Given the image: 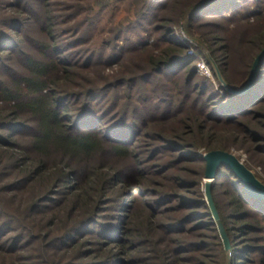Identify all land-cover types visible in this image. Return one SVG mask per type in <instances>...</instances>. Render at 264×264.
I'll use <instances>...</instances> for the list:
<instances>
[{"label": "trees", "instance_id": "trees-1", "mask_svg": "<svg viewBox=\"0 0 264 264\" xmlns=\"http://www.w3.org/2000/svg\"><path fill=\"white\" fill-rule=\"evenodd\" d=\"M168 1L143 0L134 18L111 23L101 42L92 39L97 0L0 1V264L264 261V197L218 167L215 178L223 180L212 183V194L231 238L225 248L200 187L204 161L198 163L199 146L226 147L202 132L205 125H234L260 140L264 153V62L246 92L222 84V92L211 91L171 35L172 18L157 13ZM198 14L204 23L239 25L264 17V0H193L184 15L188 29ZM157 18L163 22L154 24ZM219 37L211 33L207 41ZM245 41L260 49L264 29ZM223 48L210 49L220 66ZM142 50L150 53L139 71L103 72ZM228 67L221 66L225 80L239 88L250 63L238 79ZM168 120L179 128L193 120L196 141L178 128L168 134Z\"/></svg>", "mask_w": 264, "mask_h": 264}, {"label": "rangeland", "instance_id": "rangeland-1", "mask_svg": "<svg viewBox=\"0 0 264 264\" xmlns=\"http://www.w3.org/2000/svg\"><path fill=\"white\" fill-rule=\"evenodd\" d=\"M92 1H96V0H92ZM97 1H98L97 3H94L93 10L90 12L91 14L94 13L93 16L96 21V24L94 25V35L92 39L95 38L96 41L98 40L100 42L104 36L109 35L108 29L111 27V23L117 21H118L117 25H120L119 23H126L129 19L134 18L136 11L139 10L143 4V0H97ZM192 1L193 0H177V1L169 0L163 8L160 6L159 8H157L158 10L157 13L160 16V18L161 16H167L172 18L171 22H169V25L172 27V30L170 31L171 35L178 42L177 44H180V46L184 48V51L192 56L191 64H194L195 66L196 75L204 76L208 78L211 84V86H209L211 91L213 89H216L218 92H222L223 89L221 88V84L223 86L225 85L222 82H220L217 76L213 64V61L214 62L216 61L212 59V55H211L212 53L210 49L218 48L221 45L225 44L226 48L220 50V52L222 53L221 66L226 67V64H228L229 67L227 72L231 73V75H233V77L237 79L242 78L244 76L243 73L245 72L244 69H247V65H245L244 69L242 68L243 64L250 63V68H251L252 62L256 54L260 51L262 47H264L262 46L260 49H256L255 47H252L251 45L247 44L245 39L251 36V34H253L255 31L259 29H264V17L258 20L254 19L252 22L251 21L245 22L238 25L237 22H234L232 20L231 21L229 20L225 24V21L227 20L224 19L218 20L217 23L215 22L204 23L203 20H206L205 19L206 17H204L205 15L198 14L193 19V22L195 24L188 29L185 26V23H187V19L185 18L184 15H185V10ZM160 18L154 20L153 23L161 24L163 21ZM217 24H219V26H217ZM225 27H228L227 35L222 31ZM159 32H162V28L159 29ZM211 33L219 35L220 37L218 39L216 38L214 42L210 43V41L209 42L207 41V37ZM223 36H225V38ZM148 40L149 41L154 40V35H152V37H149ZM150 44L152 45L153 42ZM157 44H159L158 46H164L167 43L164 40H157ZM149 53L150 52H148V50H142L133 53L131 52L125 55L122 61L119 62L113 61L111 63L105 64L103 72L111 76L120 69L121 70L125 69L126 72L127 71L134 72L136 70L139 71L138 64H141L140 60H142V58H145ZM200 56L203 57L208 63L210 67V75H205L197 71L196 60ZM218 65L221 70L220 64ZM181 70L182 68L180 69V71ZM184 76L185 74H183L182 77L180 76V80L183 79ZM188 121L190 122L189 125L186 124L182 128H179L181 127V125H178L175 121L168 120L167 122H170V124L167 125L165 130L168 134H170L174 128L175 129L178 128L179 131H182L183 137L188 139L191 138L192 141H196V139L195 140L193 139L194 137L190 136L192 134L191 131L195 133L196 132L199 133V130H197V127H195V129L192 130L193 127L191 125L193 124L194 121L193 120L191 121L188 120ZM237 129L238 128L236 126L231 124L211 125V126L205 125L202 127V132H207L208 130H210L213 133L214 136L213 139L215 140L220 138L224 139L223 141L225 142L226 145L224 149L234 152L249 168L253 170V172L256 174L258 178L264 181V153H260L259 152L260 150H258L257 147L258 144H261V141L258 139H252L248 135L243 137L241 136V132ZM205 151H207V149L204 146L198 147V152L201 153L202 156ZM169 158H170L169 156H166L165 159L163 158V160H167ZM203 161L204 160L201 159L200 161H198V163ZM193 165L197 166V163ZM181 166H185L184 163H181ZM204 169H205V161H204ZM220 179L214 178L212 180V183ZM200 187L204 192V198L206 199L205 190H204L205 188L204 176L202 177V180L200 182ZM224 193L225 194H223V197L224 199H227L229 195L226 193V191H224ZM135 198H143V196L138 195ZM257 233L258 232L255 231L249 232L250 235H255ZM228 237L231 246V238L229 234ZM221 239L224 245L222 236ZM230 246L227 249H229ZM249 262L251 264H264L262 263L264 261H259L258 258L256 257L254 258V260H249Z\"/></svg>", "mask_w": 264, "mask_h": 264}, {"label": "water", "instance_id": "water-1", "mask_svg": "<svg viewBox=\"0 0 264 264\" xmlns=\"http://www.w3.org/2000/svg\"><path fill=\"white\" fill-rule=\"evenodd\" d=\"M264 62V47L256 54L247 80L239 88H232L229 86L228 82L225 80L219 65L213 61L217 76L219 80L231 91L243 93L251 88L255 77L258 73L260 65ZM203 158L205 161L204 169V179H205V195L213 214V217L217 223L219 232L223 238L224 245L226 248L230 246L229 237L225 228V225L220 217L218 208L214 201L212 194V180L216 177V172L218 167L224 165L228 167L234 175L242 182L244 188L248 193L255 197H264V181L256 176L251 168H249L234 152L229 151L224 148H212L203 153ZM207 179V180H206Z\"/></svg>", "mask_w": 264, "mask_h": 264}, {"label": "built area", "instance_id": "built-area-1", "mask_svg": "<svg viewBox=\"0 0 264 264\" xmlns=\"http://www.w3.org/2000/svg\"><path fill=\"white\" fill-rule=\"evenodd\" d=\"M196 61L197 71L205 75H210V67L206 60L200 56Z\"/></svg>", "mask_w": 264, "mask_h": 264}, {"label": "bare ground", "instance_id": "bare-ground-1", "mask_svg": "<svg viewBox=\"0 0 264 264\" xmlns=\"http://www.w3.org/2000/svg\"><path fill=\"white\" fill-rule=\"evenodd\" d=\"M207 180V179H206Z\"/></svg>", "mask_w": 264, "mask_h": 264}]
</instances>
